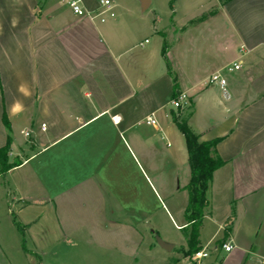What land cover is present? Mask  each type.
<instances>
[{"label": "crops", "instance_id": "crops-1", "mask_svg": "<svg viewBox=\"0 0 264 264\" xmlns=\"http://www.w3.org/2000/svg\"><path fill=\"white\" fill-rule=\"evenodd\" d=\"M100 1L82 3L96 13ZM194 1L202 5L177 44L220 18L227 30L211 31L237 38L240 52L194 39L191 58L178 54L177 90L193 107L176 112L200 141L222 138L225 160L209 188L202 247L207 222L217 226L214 238L223 235L199 264H264V0ZM103 16H78L66 0H0V147L11 136L8 160L21 162L0 175V258L22 249L42 260L46 251L28 243L52 237L65 245L52 259L66 264H141L160 247L153 238L173 242L163 219L175 230L186 225L188 149L161 102L157 72L171 50L164 56L161 41L147 47L148 38L134 44L124 35L127 16ZM230 54L240 68L223 90L210 78ZM151 114L156 125L146 123ZM185 259L167 263L192 264Z\"/></svg>", "mask_w": 264, "mask_h": 264}, {"label": "rangeland", "instance_id": "rangeland-1", "mask_svg": "<svg viewBox=\"0 0 264 264\" xmlns=\"http://www.w3.org/2000/svg\"><path fill=\"white\" fill-rule=\"evenodd\" d=\"M114 1V10L115 15L118 17L120 15L127 16L125 22V34L127 37H129V41H131L134 44H140L141 42H144L146 38L149 39L150 43L146 44V46L150 47L154 44H158L159 40L160 47L163 48H169L171 50L169 54V58L171 62H167L161 55L159 56V70L158 73H162V70L164 71V79H163V90H161V97L162 103L164 104L165 110L170 113L171 110L177 111V108L172 103L171 93L173 89V85L176 82V77L178 75V54L182 53L183 59L191 58L192 50L188 45H192L194 39L197 40L198 44L206 43L207 45H233L236 48V52L238 51L239 42L238 40L235 41V39L231 35L227 34H217L216 32H212L211 28H218L221 27L224 31L227 30V24L224 23L222 19H215L212 20L211 24H205L201 26L200 31H195L192 29H189L186 34H184L183 41L177 44V35L180 33L179 28L182 27L183 24H187V19H189L190 14L193 15L194 11L197 9H200V3L192 1H186V0H178L174 4L171 3L170 0H152V3L150 6H147L146 8L143 7V1L144 0H112ZM173 7V11L171 6ZM174 12V15H173ZM173 20V21H172ZM190 24L188 23L189 26ZM213 26V27H210ZM185 27V26H184ZM163 31L164 38H161L157 35V31ZM212 32V33H211ZM165 40V42H164ZM181 47V49L179 48ZM218 46V45H217ZM189 48V49H187ZM180 49V50H179ZM167 51V50H166ZM207 53V52H206ZM240 55V52H237ZM232 54L227 55L224 57L225 66L222 69L221 73L222 75L228 76L230 74H235V70L229 72L227 70V67L232 66L233 63L231 60L233 57H231ZM173 64V66H172ZM169 65V67H168ZM173 70V72H172ZM190 104V102H189ZM187 104V105H189ZM185 105L183 108H179L180 111L187 112L189 109V106ZM188 108V109H187ZM185 119V118H183ZM207 210V209H206ZM206 213V211H205ZM167 227V229L171 232L172 237V243L175 246V249L172 251H168L166 249L160 248L161 246L158 243L157 238L160 237L163 241H165L164 236L161 234V236H157L156 238H153V242L155 245L160 246L157 247V251L154 250L153 253L150 255H141V264H168L170 261H172V258H180L181 261L186 263L184 250L187 248V237L183 230H175L169 223H167L163 219V225ZM217 230V226L214 224H211L210 222H207L203 231H202V240L204 247L208 248V250H213L215 242L217 239H219L223 232L216 235L214 238L215 231ZM58 235V233H57ZM59 236V235H58ZM43 241H41V244H35L34 242L28 243V247H38L39 250L46 251V254L43 256V259L40 260L38 256L35 254H26L22 251V249H18L12 253H10L8 259L6 258H0V264H66L64 261L60 262L61 260L57 257L56 259H52L50 253H56L63 254V252H59L56 250V247L59 246H65L62 245L59 240L53 242L54 238L45 237ZM164 238V239H163ZM211 239V242L209 244H206L207 241ZM166 242V241H165ZM38 250V251H39ZM95 257L98 255L95 254ZM189 259V258H188ZM208 259H204L203 261L206 263ZM194 261L193 259L190 260L192 263ZM77 261H75L76 263ZM168 262V263H167ZM180 263V264H184ZM204 263V264H205ZM89 264H109V260L105 259V257L101 258H94L90 260Z\"/></svg>", "mask_w": 264, "mask_h": 264}, {"label": "trees", "instance_id": "trees-1", "mask_svg": "<svg viewBox=\"0 0 264 264\" xmlns=\"http://www.w3.org/2000/svg\"><path fill=\"white\" fill-rule=\"evenodd\" d=\"M203 19H205L204 16H201L197 20ZM162 53L166 56L165 48ZM178 95L177 84L175 82L171 97L174 100ZM191 107H193L192 102L189 104V108ZM177 110H179V108ZM171 115L173 122L185 137L191 168L190 180L185 187L188 192V203L185 208L186 225L182 227L187 237V248L184 250V255L191 260L193 255L203 248L200 242V230L204 221L205 211L209 204L208 192L214 172L225 164V160L217 151V145L222 138L200 141V134L187 120H181L180 114L174 110H172ZM3 121L10 129L6 115L3 116ZM11 142V136H8L6 144L0 147V175L3 177L11 168L21 163L18 160L13 162H9L8 160ZM15 224L20 230H23L21 223L16 221ZM224 240L223 238L221 244L224 243ZM192 264H196V262L192 261Z\"/></svg>", "mask_w": 264, "mask_h": 264}, {"label": "built area", "instance_id": "built-area-1", "mask_svg": "<svg viewBox=\"0 0 264 264\" xmlns=\"http://www.w3.org/2000/svg\"><path fill=\"white\" fill-rule=\"evenodd\" d=\"M66 3L68 4L71 11L78 16H83L85 14H89L93 16L94 14V16L101 17L100 18L101 21L106 20V18L103 16L105 14H108L111 17L115 16V12L113 11V6L110 0H101L100 4L102 8H99L96 11V13L87 11L82 3V0H66ZM239 68H240V64L234 62L233 67L232 66L227 67V70L231 72ZM210 82L216 83L220 86L221 89L226 90V79L222 75L221 71L214 73L210 78ZM172 103L177 109L183 108L185 105L189 104V97L186 93H180L176 99L172 100ZM146 123L148 125H156L157 120L155 118V115L151 114L150 116H148L146 118ZM42 127L44 128L45 124H42ZM25 134L26 136H28L29 132H26ZM221 246L226 251H230L233 248L232 244L229 242H224L221 244ZM215 250H218V246L215 247ZM209 255H210V250H208V248H202L200 251L196 252L193 255L192 259L194 260L193 262L199 264L202 259L207 258Z\"/></svg>", "mask_w": 264, "mask_h": 264}, {"label": "water", "instance_id": "water-1", "mask_svg": "<svg viewBox=\"0 0 264 264\" xmlns=\"http://www.w3.org/2000/svg\"><path fill=\"white\" fill-rule=\"evenodd\" d=\"M143 7H145L144 3H143ZM157 240H158L159 245L162 248H164V249H166L168 251H172L173 250V248H174L173 244H170V243H167V242L163 241L160 237H158Z\"/></svg>", "mask_w": 264, "mask_h": 264}]
</instances>
